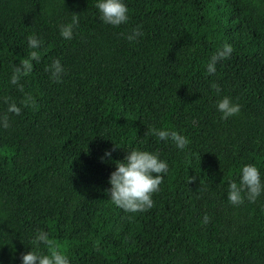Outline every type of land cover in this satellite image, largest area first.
I'll return each mask as SVG.
<instances>
[{
  "label": "trees",
  "instance_id": "trees-1",
  "mask_svg": "<svg viewBox=\"0 0 264 264\" xmlns=\"http://www.w3.org/2000/svg\"><path fill=\"white\" fill-rule=\"evenodd\" d=\"M125 2L130 19L113 27L95 0H0V115L5 97L23 98L8 77L27 35L44 41L23 79L33 103L0 127V264H21L37 229L70 264H264V193L238 205L226 195L246 163L264 179V0ZM72 15L64 40L58 25ZM136 26L143 35L130 42ZM223 43L233 51L210 75L206 61ZM53 58L66 69L60 82L45 70ZM213 82L241 105L237 115L221 119ZM148 126L184 134L187 147ZM132 147L169 164L153 207L139 213L105 192L112 161Z\"/></svg>",
  "mask_w": 264,
  "mask_h": 264
},
{
  "label": "clouds",
  "instance_id": "clouds-1",
  "mask_svg": "<svg viewBox=\"0 0 264 264\" xmlns=\"http://www.w3.org/2000/svg\"><path fill=\"white\" fill-rule=\"evenodd\" d=\"M95 8L98 10L100 21L106 25L118 27L127 24L129 8L125 0H95ZM78 25L76 15H72L71 20L58 25L59 36L64 40H71ZM125 39L136 41L143 35L139 26L133 27L131 31L125 33ZM27 56L22 58L18 65L14 66L8 83L14 85L17 90L23 93V98L17 103L13 99L4 98L6 109L0 115V127L8 128V113L19 115L22 106H30L33 98L30 93L24 91L23 79L32 71L33 62L40 60V50L44 46L43 39L36 33H29L26 37ZM233 51L230 43H223L212 53L205 66L208 74L217 71V63L231 55ZM45 70L49 73V78L54 82H60L66 72L64 65L59 58H53ZM210 87L219 97L215 102L216 111L220 113L221 119H227L240 112L241 105L228 95H219L220 86L215 82ZM148 132L162 141H171L178 150H184L188 145V138L174 129L148 126ZM114 147H119L113 142ZM112 151L106 149L100 157L102 162H107L105 158L111 160ZM115 164L108 176V185L105 192L111 203L126 213H139L151 209L154 205L153 194L160 191V185L164 176L169 172L168 162L161 158L159 153L146 149L132 147L126 150L122 160L112 161ZM195 179L189 177V181ZM264 193V179L261 170L252 163L242 165L238 170V180H228L227 200L233 205H238L247 199L255 201ZM207 215L204 222H207ZM30 250L24 252L20 257L21 264H70V260L65 251L55 243L50 233L44 229H37L29 238Z\"/></svg>",
  "mask_w": 264,
  "mask_h": 264
}]
</instances>
